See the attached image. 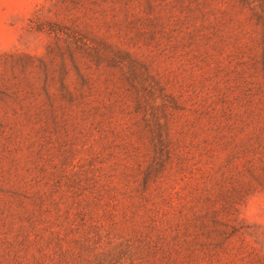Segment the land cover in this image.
<instances>
[{
    "label": "rangeland",
    "instance_id": "obj_1",
    "mask_svg": "<svg viewBox=\"0 0 264 264\" xmlns=\"http://www.w3.org/2000/svg\"><path fill=\"white\" fill-rule=\"evenodd\" d=\"M0 264H264V0H0Z\"/></svg>",
    "mask_w": 264,
    "mask_h": 264
}]
</instances>
